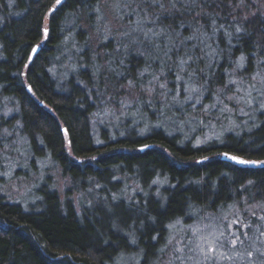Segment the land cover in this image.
Here are the masks:
<instances>
[{
  "label": "trees",
  "instance_id": "16d2710c",
  "mask_svg": "<svg viewBox=\"0 0 264 264\" xmlns=\"http://www.w3.org/2000/svg\"><path fill=\"white\" fill-rule=\"evenodd\" d=\"M175 2L172 7L171 0H163L165 9L146 0H133V6L143 18L156 20L146 25L163 31L162 45L172 34L174 43L190 38V48L182 45L177 50L167 42L173 50L165 58L162 45V54L154 56L147 44H135L123 51L121 79L111 77V72V78L102 73L95 79L86 68L63 82L53 70V60L61 52L64 23L75 13L81 24L88 22L99 0H62L59 5L56 0H0V94L18 105L17 116L32 150L48 152L71 183L66 198L44 184L41 198L30 207L0 192V264H112L122 252L133 251H141L142 263H147L161 252L175 220H189L196 211L215 213L232 203L264 202V164L221 159L228 152L264 161V122L250 133L230 134L222 144L198 146L164 128L104 142L93 133V114L110 94L107 88L115 93L111 97H121L124 82L131 79L142 96L145 79L140 74L147 71L154 78L157 71L166 70L174 77L181 56H198L203 67L209 57L204 58V45L198 41L191 50L194 36L201 32L214 35L217 44L209 92L224 83L241 56L249 67L255 57L264 56V0ZM83 32L89 28L82 26L77 32L82 44ZM120 44L110 46L115 50ZM197 73L195 78L203 82L204 69ZM158 182L163 186L155 193ZM75 190L80 193L78 202L71 197Z\"/></svg>",
  "mask_w": 264,
  "mask_h": 264
},
{
  "label": "rangeland",
  "instance_id": "374dc122",
  "mask_svg": "<svg viewBox=\"0 0 264 264\" xmlns=\"http://www.w3.org/2000/svg\"><path fill=\"white\" fill-rule=\"evenodd\" d=\"M98 7L99 13L85 16L91 18L88 22L81 24L79 14L75 13L64 23L61 52L53 60V70L63 82L86 68L90 69L95 79L102 73L106 78L116 76L121 79L126 65L122 60L123 51L135 44H147L154 56L162 54L159 50L161 40L166 41L163 31H156L146 25L156 20H152L151 16L143 18L141 12H136L133 0H99ZM82 26L89 28L88 33L83 32L84 44L80 43L77 34ZM168 36L170 47L175 44L177 50L182 45L190 48V38L174 43L176 37L172 34ZM194 39L192 52L198 47V41H201L206 53L204 58L209 56L203 67L198 56H181L175 63L177 70L174 77L169 78L166 70L157 71L154 78L146 75L147 71L140 74V78L145 79L142 96L137 95L133 89L135 82L131 79L124 82L125 91L121 97H111L115 93H112V88H107L111 89L110 94L106 99L103 97L104 103L93 114V133L99 142L132 132L146 134L164 128L168 133L178 135L180 140L191 141L197 146L222 144L230 134L240 136L250 133L264 122V108L260 107L264 103V95H261L264 93V85L253 79L257 71L264 73V56L255 57L250 67L246 61L242 62L243 67L238 66L240 60L236 61L228 75H225L224 83L216 85L209 92L207 82L217 68L214 65L216 37L201 32ZM230 39L229 36V42ZM117 42H121L120 46L112 50L113 46L110 45ZM167 42L162 45L165 58H168V54L171 57L173 50ZM120 51L122 54L117 55ZM158 59L161 66H168L163 57ZM182 60L185 61L183 65L180 63ZM200 69L206 73L204 83L195 78ZM161 84L165 87L161 88ZM249 91L251 97L247 95ZM157 94L161 97H156ZM189 96L191 99H188ZM249 98L252 103H245ZM18 110L16 102L0 94V192L25 207L38 202L41 198V195L38 198L39 188L44 184L56 188L61 197L66 198L67 190L71 189L69 176L62 172L48 152L44 150V154H38L32 150L29 139L22 132ZM127 183L135 190L133 180ZM155 185V193H159L163 185L159 182ZM79 194L75 190L71 197L78 202ZM261 216H264V202L250 204L245 201L243 205L232 203L215 213L196 211L189 220L180 218L169 225L164 246L151 262L142 263L141 251H133L122 252L112 264H171L172 261L175 264H205L200 248L207 252L209 244L216 251L208 252L206 264H264V257L256 252V249L264 251V221L259 219ZM196 229L200 230L199 233ZM198 237L205 239L200 240ZM233 240L237 243L232 244ZM249 252L253 255L249 256ZM221 254L232 259H224Z\"/></svg>",
  "mask_w": 264,
  "mask_h": 264
},
{
  "label": "snow or ice",
  "instance_id": "6c2138e0",
  "mask_svg": "<svg viewBox=\"0 0 264 264\" xmlns=\"http://www.w3.org/2000/svg\"><path fill=\"white\" fill-rule=\"evenodd\" d=\"M61 2H62V0H56V3H57L58 5L61 4ZM146 2L150 3V4L153 5V6H157V7L161 8V9H165V5H164V3H163V0H146ZM189 2H190V3H195L196 0H189ZM240 3L242 4V3H243V0H240ZM171 4H172V7H175V6H176V2H175V0H171ZM96 11L99 13V11H100L99 7L96 9ZM157 19H159V17H157ZM137 23L139 24L140 21H137ZM221 27H222V26H221ZM236 31L239 32V31H241V29H240L239 27H237V28H236ZM43 32H44V35L47 37L49 30H48L47 28H45V29L43 30ZM39 47H40V46L37 45L36 48L33 49V52L35 53ZM244 59H245V58H244L243 56L240 57V61H241V63H240L238 66L243 67V63H242V62L244 61ZM180 63H181V65H183V64L185 63V61L182 60ZM179 79H180V77L177 76V80H179ZM253 79L258 80L259 83H260L261 85H264V73H262V72H260V71H257L256 75L253 76ZM130 83H131V82H130ZM229 83H236V82H235V81H230ZM160 87H161V88H164L165 85L161 84ZM254 87H255V86L253 85V88H254ZM186 91H187V89H186ZM238 91H243V89H238ZM247 95H248V97H251V92L249 91V92L247 93ZM261 95H264V93H261ZM188 99H191V96H189ZM240 99H244V98L241 97ZM197 102H199V101H197ZM238 102H239V101H238ZM245 103L251 104V103H252V99L249 98V99L245 100ZM260 107H261V108H264V103H262V104L260 105ZM145 147H147V145H145ZM225 155L227 156L228 154L225 153ZM231 159H232V160H235V161H237L238 163H241V164H264V161H250V160H244V159L238 158V157H236V156H232ZM115 198H116V197L114 196L113 199H115ZM253 215H255V213H253ZM259 219L262 220V221H264V216H261ZM236 222L239 223V221H236ZM245 227H247V225H245ZM199 231H200L199 229H196V232H197V233H199ZM153 239H155V237H154ZM198 239H200V240H204L205 238H204V237H198ZM231 243H232V244H236L237 241L233 240V241H231ZM241 243H242V242H241ZM198 247H199V245H198ZM215 251H216V248L213 247V246H211V244H209V247H208L207 252L204 250V248H202V247L200 248V252H201V254H203L204 257H205V264H206V262H207L208 252H215ZM256 252H259L260 255H261L262 257H264V251H262L261 249H256ZM248 255H249V256H252L253 253H252V252H249ZM221 256H222V258H224V259H232L231 257L223 256V254H221ZM171 264H175V262L172 261Z\"/></svg>",
  "mask_w": 264,
  "mask_h": 264
},
{
  "label": "water",
  "instance_id": "95a60500",
  "mask_svg": "<svg viewBox=\"0 0 264 264\" xmlns=\"http://www.w3.org/2000/svg\"><path fill=\"white\" fill-rule=\"evenodd\" d=\"M38 49H39V48H38ZM225 153H227L228 155L226 156ZM232 156H234V155H231V154L228 153V152H223V153L221 154V159H222L223 161H229V160L231 159ZM234 161H235V160H234Z\"/></svg>",
  "mask_w": 264,
  "mask_h": 264
},
{
  "label": "flooded vegetation",
  "instance_id": "af4514ba",
  "mask_svg": "<svg viewBox=\"0 0 264 264\" xmlns=\"http://www.w3.org/2000/svg\"><path fill=\"white\" fill-rule=\"evenodd\" d=\"M232 160V159H231ZM245 160H248V159H245ZM250 161H253V160H250Z\"/></svg>",
  "mask_w": 264,
  "mask_h": 264
}]
</instances>
